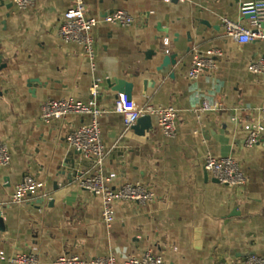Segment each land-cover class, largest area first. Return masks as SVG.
Instances as JSON below:
<instances>
[{
	"label": "crops",
	"instance_id": "crops-1",
	"mask_svg": "<svg viewBox=\"0 0 264 264\" xmlns=\"http://www.w3.org/2000/svg\"><path fill=\"white\" fill-rule=\"evenodd\" d=\"M0 1V64H6L0 141L11 154L10 165L0 168V254L36 252L40 264L71 255H113L121 262L147 249L166 264H239L250 254L264 256V134L250 149L244 128V110L259 121L264 106V75L249 70L263 58L264 43L238 44L221 26L227 17L248 27L240 6L249 0H85L89 16L99 20L94 60L56 30L72 0H37L23 11L12 0ZM117 10L136 24L101 21ZM212 49L222 52L215 69L189 78L193 55L208 56ZM166 54H175L176 63L162 68ZM96 78L100 93L93 96ZM117 79L133 84L132 99L150 95L156 106L175 107L177 135L164 137L154 117L145 135L123 133V114L115 111L119 93L112 88ZM213 95L224 108L196 113L204 99L214 103ZM60 98L95 102L108 152L101 169L105 177L114 174L107 184L139 183L154 192L152 201L118 202L114 221L103 220L102 198L74 181L77 170L95 160L67 142L91 115L41 119V104ZM208 154L235 159L245 183L217 182L203 167ZM25 175L43 182L52 199L7 204Z\"/></svg>",
	"mask_w": 264,
	"mask_h": 264
},
{
	"label": "built area",
	"instance_id": "built-area-1",
	"mask_svg": "<svg viewBox=\"0 0 264 264\" xmlns=\"http://www.w3.org/2000/svg\"><path fill=\"white\" fill-rule=\"evenodd\" d=\"M37 0H12L17 10L23 11L32 6ZM171 0H165L170 2ZM184 2L187 0H178ZM72 6L64 13L57 25V32L65 42L80 44L86 55L94 60L93 30L98 24V19L89 16L85 0H72ZM218 14V11H215ZM240 16L249 20V26H244L239 20L221 17V26L225 36L231 37L238 44L245 45L253 42L264 43V0H249L240 6ZM101 21L105 23H118L124 27L136 24V19L125 10H117L105 14ZM168 42V40H166ZM222 56L218 49L210 50V55L194 54L190 64L188 76L196 79L201 73L214 70V58ZM92 67L95 68L92 62ZM249 70L255 75H264V56L250 64ZM99 79L96 78L90 88L93 96L100 93ZM213 104L204 99L201 106L195 112H208L222 110L224 108L216 95L212 96ZM115 111L123 114V133L132 129L136 121L144 115H151L156 120L162 134L166 138H174L177 135V110L173 106L160 107L152 103V97L146 95L141 99H128L125 93H119L115 100ZM70 113L89 114L92 117L90 124H84L70 132L67 136L68 144L81 152L84 158H92L95 163L88 168H79L75 183L82 189L102 198L103 220L111 224L115 219V205L118 202L146 203L154 199L155 194L147 187L136 183H125L117 188L107 184L114 174L105 177L101 165L108 154L103 143V133L100 127L99 116L102 111L93 100L82 102L74 98L49 99L41 104V119L47 123L51 119H61ZM254 112L244 110L247 131L245 146L253 148L258 144L264 134V106L258 112L259 121L254 119ZM200 116L198 115V118ZM11 163V154L7 144L0 141V168L7 167ZM204 170L210 173L220 184L240 186L245 183L246 177L238 162L230 156L217 158L208 154L204 159ZM40 199L51 200L52 197L46 191L43 182L31 176H23L16 184L15 191L7 204L34 203ZM0 259L8 264H40L36 252L17 253L12 256L0 254ZM53 264H166L161 255H156L151 249H147L142 256L127 255L118 262L113 255L95 257L84 260L77 255L60 256ZM217 264H228L220 261ZM239 264H264V256L250 254Z\"/></svg>",
	"mask_w": 264,
	"mask_h": 264
},
{
	"label": "water",
	"instance_id": "water-1",
	"mask_svg": "<svg viewBox=\"0 0 264 264\" xmlns=\"http://www.w3.org/2000/svg\"><path fill=\"white\" fill-rule=\"evenodd\" d=\"M176 2H178V0H174ZM4 6V2L0 1V7ZM176 63V55L172 54H166L163 58V63L161 65L162 68H166L169 64H175ZM6 68V64H0V81H1V72L2 70ZM147 84L148 82H144V94H146V90H147ZM112 88L118 92V93H125L126 97L128 99L132 98V88H133V84L130 82H126L123 79H117L115 80V83L113 84ZM2 94V91L0 90V95ZM153 128V118L151 115H144L141 116L136 123L132 126V130L140 136L145 135L147 130H150ZM217 181V180H216ZM218 182V181H217ZM4 230V222L1 218L0 215V231Z\"/></svg>",
	"mask_w": 264,
	"mask_h": 264
}]
</instances>
